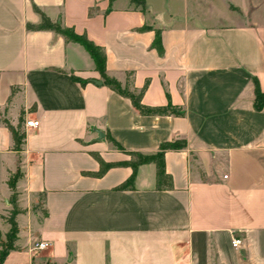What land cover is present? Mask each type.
Segmentation results:
<instances>
[{
    "label": "crops",
    "instance_id": "1",
    "mask_svg": "<svg viewBox=\"0 0 264 264\" xmlns=\"http://www.w3.org/2000/svg\"><path fill=\"white\" fill-rule=\"evenodd\" d=\"M142 2L0 0V216L15 171L22 210L1 264H264V107L253 108L252 82L264 94V0ZM32 6L100 47L122 88L146 85L142 106L182 115H140L81 46L25 29L40 19ZM24 118L38 127H21L14 151L3 121ZM174 141L185 148L163 154L169 190L155 189L152 164L131 190L116 189L127 166L97 175L94 156L127 162Z\"/></svg>",
    "mask_w": 264,
    "mask_h": 264
},
{
    "label": "trees",
    "instance_id": "2",
    "mask_svg": "<svg viewBox=\"0 0 264 264\" xmlns=\"http://www.w3.org/2000/svg\"><path fill=\"white\" fill-rule=\"evenodd\" d=\"M129 4L133 6L134 9H139L140 12L144 11L142 0H128ZM32 9L35 13L39 15V22L35 25L26 24L25 29L27 31H50L54 34L60 36L65 43H74L83 48V50L88 54L89 58L93 63L94 70L97 72L100 82L103 86L111 90L112 92L118 94L121 97L127 98L132 107L140 115H150V116H162V115H175L181 116L182 113L178 110L167 106L165 108H149L144 107L140 104L141 96L146 87L144 85L136 93L130 92L126 88H122L121 85L114 79L108 77L105 73V55L104 51L95 46L89 40L86 39L84 35H77L73 32L72 29L63 26L60 20L51 21L45 15H43L36 7L32 6ZM148 28L143 26L139 30L144 31ZM151 47L155 49L157 54H162V49L160 45V39L158 32H155L154 39L152 41ZM253 82V108L256 111L261 110L264 107V94L260 91L257 81L255 79ZM3 124L10 133L12 149L14 151L19 150L20 145L23 139V131L21 129L22 122L18 119L15 127L10 126L6 121H3ZM115 148L119 151H123L119 146L114 145ZM185 148L183 141H174L168 143H162L159 145L157 152L152 154H141L134 152H127L129 160L127 162H120L115 164H106L103 163L98 157L94 156L95 160L99 164V171L97 175H101L108 168L113 166H127L131 169V175L129 178L123 182L121 185L117 186V190H131L133 188V179L135 171L138 166L145 164H152L154 166V184L156 190H169L172 188L171 178L165 173L163 154L167 150H181ZM19 178V172L15 171L7 179V187L10 191V195L7 199L9 204V209L6 211L5 215L0 216V219L8 226L7 232L3 235V239L0 236V264L5 259L9 251L14 250V243L16 241V235L18 232L15 218L18 214L22 213V210L17 204V194L14 191V184Z\"/></svg>",
    "mask_w": 264,
    "mask_h": 264
},
{
    "label": "built area",
    "instance_id": "3",
    "mask_svg": "<svg viewBox=\"0 0 264 264\" xmlns=\"http://www.w3.org/2000/svg\"><path fill=\"white\" fill-rule=\"evenodd\" d=\"M38 127V121L34 120V119H26L24 118L22 121V129H35ZM241 242L239 239L234 238L231 240L230 245L233 249H238L240 246ZM48 247V243L47 242H39L36 243L33 246V250L39 251V250H44L45 248Z\"/></svg>",
    "mask_w": 264,
    "mask_h": 264
},
{
    "label": "water",
    "instance_id": "4",
    "mask_svg": "<svg viewBox=\"0 0 264 264\" xmlns=\"http://www.w3.org/2000/svg\"><path fill=\"white\" fill-rule=\"evenodd\" d=\"M98 136H99V138H101V137H102V135H101L100 133L98 134Z\"/></svg>",
    "mask_w": 264,
    "mask_h": 264
},
{
    "label": "rangeland",
    "instance_id": "5",
    "mask_svg": "<svg viewBox=\"0 0 264 264\" xmlns=\"http://www.w3.org/2000/svg\"><path fill=\"white\" fill-rule=\"evenodd\" d=\"M1 239H3V236H1Z\"/></svg>",
    "mask_w": 264,
    "mask_h": 264
}]
</instances>
